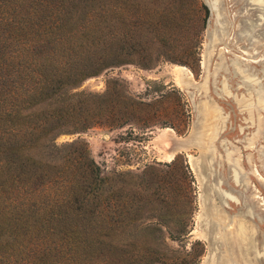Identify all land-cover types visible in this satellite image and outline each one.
Returning a JSON list of instances; mask_svg holds the SVG:
<instances>
[{
  "label": "trees",
  "instance_id": "trees-1",
  "mask_svg": "<svg viewBox=\"0 0 264 264\" xmlns=\"http://www.w3.org/2000/svg\"><path fill=\"white\" fill-rule=\"evenodd\" d=\"M195 1L187 27L198 45L197 19L208 9ZM136 4L0 0V264H180L168 240L183 238L189 225L170 213L164 190L187 184L185 165L105 174L80 139L56 142L124 122L107 105L111 94L76 90L127 64L107 59L140 45L119 30L124 17L141 20ZM202 254L184 250L189 264Z\"/></svg>",
  "mask_w": 264,
  "mask_h": 264
},
{
  "label": "rangeland",
  "instance_id": "rangeland-1",
  "mask_svg": "<svg viewBox=\"0 0 264 264\" xmlns=\"http://www.w3.org/2000/svg\"><path fill=\"white\" fill-rule=\"evenodd\" d=\"M134 1L141 20L124 17L118 29L140 45L111 52L108 64L117 55L127 64L76 90L111 94L107 105H117L110 111L124 112V122L56 142L80 139L105 174L185 165L187 184L164 190L170 213L189 225L183 238L168 240L180 252L177 263L203 252L197 264H264V0H196L208 9L197 19L198 45L187 27L189 0ZM212 180L220 196L211 201L207 239L202 193Z\"/></svg>",
  "mask_w": 264,
  "mask_h": 264
},
{
  "label": "water",
  "instance_id": "water-1",
  "mask_svg": "<svg viewBox=\"0 0 264 264\" xmlns=\"http://www.w3.org/2000/svg\"><path fill=\"white\" fill-rule=\"evenodd\" d=\"M200 182L202 185L207 181V176L205 174H200ZM219 189L217 183L212 180V183L208 186L207 189H204L202 193V221L200 222V226L203 229L204 235L207 239H209L211 231H210V220L213 216V206H212V198L218 197L219 198Z\"/></svg>",
  "mask_w": 264,
  "mask_h": 264
}]
</instances>
